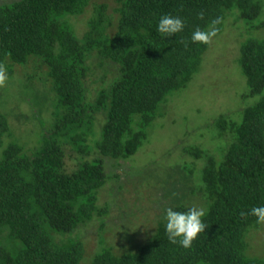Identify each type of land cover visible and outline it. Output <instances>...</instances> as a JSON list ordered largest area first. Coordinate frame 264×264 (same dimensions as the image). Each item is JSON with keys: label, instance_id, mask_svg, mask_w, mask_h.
I'll return each mask as SVG.
<instances>
[{"label": "trees", "instance_id": "trees-1", "mask_svg": "<svg viewBox=\"0 0 264 264\" xmlns=\"http://www.w3.org/2000/svg\"><path fill=\"white\" fill-rule=\"evenodd\" d=\"M113 2L116 16L94 0L0 4V68L5 77H21L40 111L51 108L31 145L17 142L8 114L0 112V264H264V255L250 257L245 243L246 233L264 221L249 214L264 205V37L255 34L264 29V0ZM89 5L79 35L75 21ZM164 14L182 18L183 29L158 33ZM229 17L243 24L238 63L247 86L243 98L254 103L239 116L211 122L224 146L184 147L183 153L204 162L199 170L183 162L172 184L184 188L177 185L183 196L172 208L187 211L197 196L206 228L184 248L169 241L160 221L144 244L120 252L105 245L87 257L79 231L106 213L96 206L111 178L105 160L138 151L159 105L200 68L209 43L192 42L193 31L215 28L217 36ZM96 72L91 98L86 81ZM99 113L103 120L95 129ZM66 147L78 160L71 171Z\"/></svg>", "mask_w": 264, "mask_h": 264}, {"label": "rangeland", "instance_id": "rangeland-1", "mask_svg": "<svg viewBox=\"0 0 264 264\" xmlns=\"http://www.w3.org/2000/svg\"><path fill=\"white\" fill-rule=\"evenodd\" d=\"M12 1L0 0V4ZM94 2L106 3L107 12L116 16L113 0ZM91 12L92 6L89 5L85 14L75 21L79 35ZM255 34L264 37V29ZM244 37L242 22L233 17L227 18L222 32L208 41L200 68L191 81L185 88L169 94L159 105V113L148 127L147 137L138 151L125 160H105L104 168L111 178L100 189L96 206L105 207L106 213L100 218L94 217L79 231L87 257L105 245L120 252L129 246L146 243L157 223L164 221V209L174 207L183 196L179 190L183 188L182 184L172 185L183 162H194L198 170L204 162L203 159H194L183 153V148L195 145L211 151L225 145L216 138L215 127L211 122L219 115L239 116L240 111L255 100L243 98L247 86L238 58L239 46ZM99 74L96 72L87 78L86 86L91 98L96 88L93 80ZM113 74L114 71L108 76ZM28 93L18 74L0 79V112L8 114L7 119L17 142L31 145L38 143L41 130L46 128L44 123L51 119V108L40 111ZM38 97L41 98L40 95ZM38 114L42 119L35 117ZM102 120L103 115L96 114L95 129ZM66 154V170L71 171L78 160L69 147H66ZM92 156L94 153H91ZM181 182L186 183L183 180ZM192 200L194 207H199V198L195 196ZM100 224L104 225L101 234ZM99 237L105 242L100 243ZM245 243L250 257L264 255V221L258 230L250 229L246 233Z\"/></svg>", "mask_w": 264, "mask_h": 264}, {"label": "clouds", "instance_id": "clouds-1", "mask_svg": "<svg viewBox=\"0 0 264 264\" xmlns=\"http://www.w3.org/2000/svg\"><path fill=\"white\" fill-rule=\"evenodd\" d=\"M213 24L219 23V18L212 21ZM184 22L179 16L169 14L162 15L156 25V31L163 36H171L183 29ZM216 34V29L202 30L196 28L192 35V42L206 43ZM3 69L0 68V79H3ZM242 215L244 213H241ZM249 214L264 219V205L254 206ZM206 210L202 207H192L187 211L174 210L172 207L164 209V228L170 242L179 244L184 248H189L197 235L206 228L203 217Z\"/></svg>", "mask_w": 264, "mask_h": 264}]
</instances>
